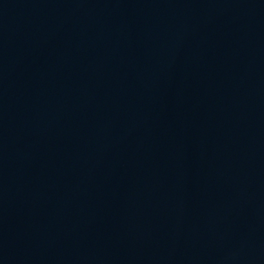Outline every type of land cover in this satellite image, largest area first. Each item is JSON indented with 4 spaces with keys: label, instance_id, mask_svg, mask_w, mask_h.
Here are the masks:
<instances>
[{
    "label": "water",
    "instance_id": "water-1",
    "mask_svg": "<svg viewBox=\"0 0 264 264\" xmlns=\"http://www.w3.org/2000/svg\"><path fill=\"white\" fill-rule=\"evenodd\" d=\"M0 264H264V0H0Z\"/></svg>",
    "mask_w": 264,
    "mask_h": 264
}]
</instances>
